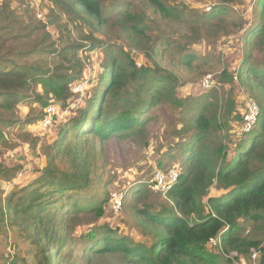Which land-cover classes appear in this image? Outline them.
<instances>
[{"label": "trees", "instance_id": "1", "mask_svg": "<svg viewBox=\"0 0 264 264\" xmlns=\"http://www.w3.org/2000/svg\"><path fill=\"white\" fill-rule=\"evenodd\" d=\"M47 1L53 6L51 14H55L51 18H65L79 35L74 37L65 28L67 36L62 37L61 49H57L46 30L48 24L26 26L23 31L28 32L19 36L12 33L15 27L19 30V22L3 21L7 30L0 26V129L34 125L51 104L66 115L57 125L52 143L46 136L30 141L32 149L40 147L45 160L41 167L27 173L0 154L1 229H13L19 239L28 242L35 264H54L55 259L59 264H79L84 252L94 257L121 255L129 264H233L228 256L236 252L239 263L247 264L245 258L252 250L256 253L254 264H264V61L258 65L252 62L251 45L255 37L264 42V0H255L257 21L250 27L245 25L247 50L243 57L237 55L241 62L232 65H237V71H223L219 77L227 84H233L236 78L235 86L249 93L243 103L245 110L250 101L258 102L260 108L256 127L238 143L228 145L229 149L221 133L230 129V120L243 121V115L235 114L236 101L227 100L220 115L214 91H204L196 84L180 90L178 78L153 58L154 47H143L140 41L135 45L144 55L140 68L128 51H124L126 68L122 67L116 57L109 56L111 49L106 40L95 36L109 21L110 9L100 0ZM141 1L164 18L179 17L176 9L168 6V0ZM215 1L211 12L204 16L207 21L225 15L226 7L234 0ZM121 6L113 5L118 9L117 26L124 37L131 39L133 34L146 38L141 20L122 11ZM35 31H42L39 44L29 40ZM100 50L105 51L108 60L104 65ZM41 55L54 56L58 62L51 67L27 62ZM194 60L193 54L183 56V64L188 66ZM96 64L99 73L84 86L85 94L73 93V86L88 80ZM26 103L39 105L40 113L21 121L17 106ZM162 103L180 113L176 125L163 132L164 142L155 152L157 170H163L169 162L181 164L178 182L166 196L172 207L153 208L152 203H145V209L135 203L126 207L163 228L166 236L153 235L148 244H143L118 229L99 227L85 236L79 248L71 249L75 241L66 234L70 218L82 212L99 218L107 201V193L106 199H95L101 183L93 172L96 144L115 136L143 134L149 122L143 117ZM12 183V190L5 192L3 184ZM139 187L143 194L134 193L136 202L150 195L145 186ZM210 190L214 193L208 196ZM132 192V188L128 190L125 200H130ZM248 223L253 224L255 237L244 234V224ZM210 240L214 245L209 244Z\"/></svg>", "mask_w": 264, "mask_h": 264}, {"label": "rangeland", "instance_id": "2", "mask_svg": "<svg viewBox=\"0 0 264 264\" xmlns=\"http://www.w3.org/2000/svg\"><path fill=\"white\" fill-rule=\"evenodd\" d=\"M100 1L110 9L108 11L109 21L108 25L102 29V33H95V36L101 40H106L111 49L109 56L116 57L122 67L126 68L125 52L128 51L131 54V59H134L136 66L140 68L144 55L143 51L135 46L140 41L143 47H150V49L154 47L156 55H152L153 58L163 70L178 78L180 90H185L195 84L200 85L203 79L209 75L212 85L216 88L208 92L214 91L216 93L221 109L220 115H223V107L229 99L236 101L235 114L243 115L245 113L243 103L245 99H248L249 93L245 88L235 86L238 84V80H235L233 84H227L220 82L219 77L223 71L234 74V71H237V65H232L239 64L242 60L238 62L237 55L242 54L240 56L243 57L246 53L245 34L243 32L246 24H248L247 27H250L257 21L259 9L256 8L255 0H234L232 4L226 7L228 10L225 15L210 21H207L204 16L211 12V8L216 4L215 0H168V6L176 9L179 16L177 20L164 18L141 0ZM116 3L123 5L121 6L122 11L127 10L134 18L141 20L146 29V38H137L133 34L131 39L124 37L117 26L120 16L117 13L118 9L113 7ZM52 9L53 6L47 0H0V26L6 27V23L3 22L5 19L11 22L13 20L19 22V30L18 27H15V31L12 33L22 36L28 32V30L23 31L26 26L36 27L39 24H48L46 30L53 36L52 41L55 42L56 48L61 49L62 41L60 40L67 36L66 29L71 30L74 37L79 34L77 30L72 29V25L67 23L65 18L53 20L51 17L55 14H51ZM249 23L251 24L249 25ZM2 32L0 31V34ZM86 32L88 29H86L85 34ZM41 36L42 31H35L29 40L39 44ZM10 39L12 41V38ZM251 45L253 46L252 62L257 65L258 63L262 64L264 61V42L255 37L252 39ZM0 52H2L1 49ZM100 53L103 65L108 63L105 51L100 50ZM185 54H193L195 57L189 66L183 64ZM230 56L233 58L229 60ZM12 58L13 56H11ZM27 62L29 64L36 63L40 66L47 64L51 67L58 60L54 56L41 55L30 58ZM98 73V65L96 64V67L94 65L93 70L90 71L88 80L73 86V88L83 85L84 90L89 79ZM82 94L85 93L82 92ZM262 100L263 98L259 97L258 101L263 103ZM256 103L258 104V102ZM39 113L40 108L37 104L26 103L17 106V116L21 121L28 116L35 117ZM62 114L64 115V112ZM179 117L178 111L172 110L168 105L162 103L152 108L143 117V119H149L143 134L130 136V138L115 136L105 143L96 144L97 155L94 160L93 172L94 176L100 178L101 183L96 188L95 199L100 202L106 199L105 194L107 193V201L104 205V213L99 218L89 212L75 214L70 218L66 234L75 241V245L71 249L79 248L85 241V236L91 230H96L99 227L118 229L121 234L130 236L134 242L143 244H148L153 235L166 236L163 228H157L145 221L137 213V210L126 207L134 203L140 209H145V203H152L156 206L154 208L159 207L160 209L172 207V204L168 203L162 196L149 192L150 195L143 196L136 202L135 192L140 190L137 189L128 197L130 200H125L124 207L115 213L110 205V194L121 189H131L136 185L147 186L149 184L152 174L157 171L155 168L157 162L156 147L164 142L163 132H169L172 126L176 125ZM241 123L230 120V129L221 133L228 149L230 147L228 145L231 144L232 146L243 139L240 134ZM53 131V129L47 132L33 129L29 132L28 127L21 125L14 128H1L0 154L5 161L14 160L15 165L21 166L27 173L32 172L36 167H41L45 160L39 153L40 147L32 149L30 141L38 136H46L50 144L55 139ZM229 154L228 151L227 155L229 156ZM180 165L179 162H169L163 170L177 167L180 173ZM12 188L13 183L11 185L3 184L5 192H9ZM90 192L93 194L92 191ZM213 193L214 190H210L208 196L213 195ZM141 194H143L142 190L139 195ZM96 205L94 203V206ZM244 230L245 235L255 237L253 224H244ZM64 250L66 251L67 247ZM70 250L69 254H72ZM81 255L79 264H129L124 261L121 255L105 254L94 257L95 255L88 252L81 253ZM253 256L256 257V254L251 252V256H247L245 262L254 264L255 258ZM228 257L233 261V264H241L236 259V252H231ZM54 262V264H59L57 259ZM0 264H35L28 242L19 239V234L13 229H1V226Z\"/></svg>", "mask_w": 264, "mask_h": 264}, {"label": "built area", "instance_id": "3", "mask_svg": "<svg viewBox=\"0 0 264 264\" xmlns=\"http://www.w3.org/2000/svg\"><path fill=\"white\" fill-rule=\"evenodd\" d=\"M235 80L236 78H234V81ZM200 87L204 91H209L213 88H216V86L212 85L211 76L209 75L203 79V81L200 84ZM72 92L75 94H82L83 85L74 87L72 89ZM43 113H44L43 118L39 120L37 125L34 126L35 127L34 129L41 130L44 132L53 129L54 130L53 134H56L57 125L63 122L66 112L64 113L65 115L61 114L57 106L51 104L43 110ZM259 113H260V108L257 103L252 101L247 103V109L243 114V118H242L243 121L240 127L241 136L250 134V132L256 127ZM179 176L180 174L177 167H171L166 170H157L152 174L148 185L154 193L162 196L164 199H167L166 198L167 194L177 184ZM128 190L121 189L110 194V205L115 213L119 212L122 209L125 203V198ZM209 244L214 245V240H210ZM253 257L256 258L255 256Z\"/></svg>", "mask_w": 264, "mask_h": 264}, {"label": "crops", "instance_id": "4", "mask_svg": "<svg viewBox=\"0 0 264 264\" xmlns=\"http://www.w3.org/2000/svg\"><path fill=\"white\" fill-rule=\"evenodd\" d=\"M29 104V103H28ZM38 123H35L34 125H29V126H25V127H28V129H29V132L30 131H33V129L35 128L34 126L35 125H37ZM39 137V136H38ZM139 186H141V185H136V186H133L132 187V190L133 191H136L137 189H140V190H138L136 193H140L141 192V187H139ZM145 189L148 191V192H150V193H153L154 194V192L150 189V187H149V185L148 186H145ZM166 201L168 202V203H170V204H172L171 202H170V200H168V199H166ZM155 207V206H154ZM153 207V208H154ZM130 208V207H129ZM134 210V209H133ZM150 211H152V208H150Z\"/></svg>", "mask_w": 264, "mask_h": 264}]
</instances>
